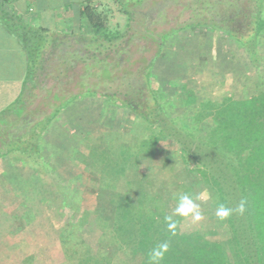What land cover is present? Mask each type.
Returning <instances> with one entry per match:
<instances>
[{
    "label": "trees",
    "instance_id": "1",
    "mask_svg": "<svg viewBox=\"0 0 264 264\" xmlns=\"http://www.w3.org/2000/svg\"><path fill=\"white\" fill-rule=\"evenodd\" d=\"M262 1L191 0L183 5L192 13L189 25L201 23L221 30L240 42L256 60V51L250 48L249 43L264 29V19L261 17ZM243 3L247 5L242 7ZM221 4L227 7L224 8ZM126 13L130 14L127 34L109 29L104 14L84 7L82 15L90 23L91 33L81 34L75 42L71 41V35H56L57 39L52 41L54 54L51 65L48 64L44 78L34 86L40 94H26L27 86L24 83L17 113L13 111L11 117H4V123L0 120L3 128L0 127V132H5V137L0 138L3 146L0 157L13 151L29 152L30 155L37 156L35 153L39 152L38 136L60 109L76 96H107L129 107L146 122L151 116L163 117L162 107L149 87L148 68L153 65V57L148 58L137 72L131 71L129 67H120V62L127 55V45H131L138 38L145 39L140 27H130L132 16L130 12ZM240 16L246 19L243 26L228 25ZM131 29L138 33L132 34ZM39 31L44 33L43 38L49 36L47 29L41 28ZM52 34L54 33H50L51 36ZM153 36L155 40L152 41L156 42V35ZM145 41L148 42V39ZM46 42L48 41L42 39L39 52L31 62L27 54L23 53L27 66L25 82L32 79L33 64L39 61ZM68 46L75 48L69 49ZM79 63L84 64V70L74 81L77 91L66 87L58 89L60 91L57 92V85L72 81ZM89 78L95 80L90 82ZM184 94L187 110L190 111L191 106H196L194 121L207 129L204 137H192V140L220 162L225 176H219L212 170L213 163L201 159L191 168L189 156L198 159L195 157L198 154H193L189 141L183 142L169 133L181 145L184 165L189 171L197 172L211 187L213 199L220 206L235 209L242 199L247 202L243 214L233 211L226 218L233 257L229 258L220 242L207 238L200 231L194 234L183 233L179 220L159 207L133 203L126 193L117 199L112 223L105 224L104 236L119 249L134 247L141 250L146 254L145 264H264V90L243 100L224 97L220 101H213L205 95L195 80L187 79L184 82ZM36 95L42 97L41 103L49 107L48 112L31 108V98ZM151 123L148 122V127ZM226 181H229L228 186ZM66 236L63 231L62 242H67ZM68 241L70 243L71 239ZM165 243L169 247L164 252L163 259L153 261L152 250ZM71 246L64 253L77 256L76 264H108L110 260L103 253L94 254L90 245L81 238H77Z\"/></svg>",
    "mask_w": 264,
    "mask_h": 264
},
{
    "label": "rangeland",
    "instance_id": "2",
    "mask_svg": "<svg viewBox=\"0 0 264 264\" xmlns=\"http://www.w3.org/2000/svg\"><path fill=\"white\" fill-rule=\"evenodd\" d=\"M189 1L191 0L115 1V7L109 8L111 12L110 17L114 19L112 30L125 33L130 17V14L128 13V17L126 12H130L132 16L130 27H140L139 30L143 32L142 35L145 37V39L138 38L131 45H127V48H125L127 55L120 62V67H129L131 71L137 72L138 68L143 63H146L148 58L153 57L152 62H155L154 60L164 44L170 49V36L176 31L183 30V27L191 26L189 25V19H191L192 13L190 9L185 8L186 6L183 5ZM262 2L261 9L263 8L264 0ZM245 3L241 4V6L245 7L247 5ZM220 6L227 7L224 4ZM120 8L127 15L126 23L119 21L117 18L118 14H121L117 11ZM3 12L5 16L8 15L7 11L3 10ZM3 21L4 23L6 22L11 30L18 34L21 43L19 44L20 56H22V49L24 48L30 62L36 58L42 39L48 41L40 54L39 61H34L36 63L32 67V79L25 82L28 89H26V94L28 92L30 95L35 92L40 94V91L38 89L36 90L37 87L34 86L44 78L48 64L51 65V58L54 54L52 41L57 39V36L52 34L54 37L50 35L41 38L40 36H43V33L38 28L26 26L22 22V19H14L13 17V22ZM245 21L246 19L240 16L236 21L228 25L233 27L242 24L243 26ZM199 25L212 28L201 23L193 26ZM151 32L156 35V42H153L155 39ZM131 33L137 34L138 32L135 29H131ZM146 39H148V42L145 41ZM166 40L168 43H165ZM249 45L251 49L256 51L255 57L257 58L256 61H258L257 66L254 68L250 65L251 69L249 71L252 72V77L246 74L251 80L244 79L245 82H248L246 86L249 88V92L247 93L251 94L255 88H258L256 82L260 83L259 88L264 86V61H261L259 58V55L261 57V53H264V37L259 38V35H257L251 39ZM68 48L74 49L75 46H68ZM246 56L248 60H250L249 57H252L250 54ZM24 60L26 63V57H24ZM168 65L166 64V66ZM83 66L84 64L80 63L77 65L76 73L72 77L73 82L57 85L55 90L58 92L60 91L58 89H66V87H69L71 91L74 90L76 92L77 87L74 86V81L81 75V72L84 70ZM243 67L245 66L243 65ZM173 69H170L172 74H177L181 70L180 67ZM151 71L155 72V75L158 74V82H160L162 79L160 77L162 69H157L153 66L148 68L149 74H151ZM187 79L195 80L192 78H186L185 80ZM94 80V78L88 79L90 82ZM185 80L179 86L172 85V87L171 85L163 86V84L160 85L158 83V87L159 85L165 88L167 87V89L162 88V91L165 93V99L167 100L165 106L162 108L163 117L165 116L164 120L162 116L157 115L149 117L146 122L129 107L114 101L115 104L130 109L135 114L136 119H139L141 123L143 122L146 125L144 135L147 137L148 143L154 137L155 133H158L160 130V134L158 133L155 142L157 153L155 150H152L154 153L152 155L153 153L151 154L148 149L142 153L140 169H144L143 178L139 180L138 173L134 170L136 172L134 173L136 178L132 179L131 188L126 192L115 189L113 192H109L106 189L105 192L101 191L95 194V190L98 191V189L92 188L88 184V187L84 188H68L66 189L68 190L66 193L64 192L65 188L56 187L55 173L44 170L41 161L42 158L39 155L23 154L21 156L19 155L18 158L16 156V158H12L9 155L8 157H4L2 154L0 157V264H76L75 258L77 256L73 257V254L71 255L72 257L66 255L64 250L71 248V245L75 243L77 238L83 239L90 245L94 254L98 255L99 253H103L109 258L108 264H145L147 260L146 254L141 250L134 247L119 249L115 245L110 244L107 236H104L105 224L112 223L116 201L123 193H126L135 204H146L150 207L163 209L169 216L179 220L180 229L183 233L194 234L200 231L207 238L220 242L229 258H232L233 249L229 242V226L226 218L221 219L217 216V210L221 207L219 202L214 201L211 187L201 179L200 175L195 171H189L187 169L181 158V145L168 135L172 133L176 139L191 143V151L194 155H199L195 156L198 159L189 156V165L191 168L195 167L198 164L197 161L201 159L202 161L213 163L212 170L218 173L219 176H225V172L221 171L220 162L208 154V150L203 146L192 140V137L196 139L204 137L207 129L206 126H199L194 121L196 106H191L190 111L186 108V96L184 94ZM155 85L156 83L153 80L150 83L149 75L150 90L154 92L157 98L158 95L155 92ZM198 85L201 88L200 84ZM167 90L171 91V94H166L168 93ZM202 91L204 92L203 89ZM204 93L209 98L206 92ZM98 96L102 98V95ZM103 97L109 98L107 96ZM31 100H33L31 108L46 112L49 111V107L41 103L42 97L40 95L32 97ZM180 102H182L181 105L183 107L180 106ZM167 103L175 107L169 108ZM13 109L15 112L16 107H13ZM0 120L3 122L5 119L1 116ZM149 121L152 123L148 127ZM0 127L2 128V126ZM140 127V132L144 131L142 126ZM3 137H5V132H0V138ZM2 149L3 146L0 142L1 152H3ZM164 150L167 152H163ZM174 152L177 153L176 160L178 168L176 169V165L174 164L172 168L173 172L170 173L167 169V163L170 158L169 154L173 156ZM35 154L38 153L36 152ZM100 156L102 159L104 158L101 152ZM136 156L133 155L131 160L138 162V157ZM126 158L128 159V157L124 159ZM11 163L18 165L15 166L19 170L17 179H11V174H13L9 172ZM132 164V167H139L138 163L135 164L132 162ZM116 165L118 164L116 163ZM64 174L68 175L69 173ZM20 176L23 177L24 181H21ZM11 180L15 183L18 182V184H12ZM225 184L228 186L229 181H226ZM184 195L189 196L193 203L199 206L198 210L201 213L200 220H195L194 213H189L187 216L177 213L176 209L180 203V197ZM63 231L67 235L66 237H68L67 239L65 238L67 242H62L61 240ZM68 239H71L70 243Z\"/></svg>",
    "mask_w": 264,
    "mask_h": 264
},
{
    "label": "crops",
    "instance_id": "3",
    "mask_svg": "<svg viewBox=\"0 0 264 264\" xmlns=\"http://www.w3.org/2000/svg\"><path fill=\"white\" fill-rule=\"evenodd\" d=\"M115 1L118 0H0V117H11L13 107L17 108L27 71L24 56L22 54V59L19 52V36L3 20L11 22L13 17L22 19L30 28L47 29L49 36L51 32L54 35L68 34L73 38L71 41L75 42L81 34H90L92 31L90 23L82 15L84 7L106 15V26L112 30L114 19L110 17L109 8L115 7ZM3 10L8 12V17ZM261 10L264 19V4ZM117 11L121 13L118 14V20L126 23L124 10L120 8ZM192 26L174 32L169 38L170 49L164 44L153 62L152 67L162 69L160 82L158 74L152 71L150 74V83L152 80L156 83L155 92L162 108L167 100L162 91L165 87L160 85L179 86L186 78L195 79L213 101H220L224 97L243 100L264 90V86L259 88L260 83L256 82L258 88L251 94L247 93L248 82L244 79L251 80L250 65L254 68L258 61L252 57L248 60L246 55L249 53L240 42L215 28ZM261 37H264V29L259 34ZM22 52L26 53L24 48ZM259 58L264 61L263 52ZM177 67H180V72L172 74L170 69ZM167 91L166 94L171 92ZM100 97L76 96L58 112L37 138L38 155L42 158L44 170L55 173L56 187L65 188L66 193L68 188H84L88 184L98 189L95 194L105 192L106 189L109 192L114 189L126 192L131 188L132 179L136 178L135 171L139 180L143 178L144 169H140L142 153L146 149L151 154L157 151L155 142L158 133L148 143L144 135L146 125L136 119L130 109L115 104L112 99ZM167 104L169 108L175 107ZM140 126L144 131L140 132ZM23 154L30 155L29 152L13 151L4 157L9 155L18 158ZM133 155H137L138 162L131 160ZM169 155L167 169L172 173L174 164L178 168L177 153ZM132 162L138 163L139 167H132ZM15 166L18 165L10 164L9 172L13 173L11 179L19 176ZM67 172L68 175L64 174ZM20 179L24 181L22 176Z\"/></svg>",
    "mask_w": 264,
    "mask_h": 264
},
{
    "label": "clouds",
    "instance_id": "4",
    "mask_svg": "<svg viewBox=\"0 0 264 264\" xmlns=\"http://www.w3.org/2000/svg\"><path fill=\"white\" fill-rule=\"evenodd\" d=\"M246 201L241 200L235 209L225 208L221 206L217 210V216L221 219L227 218L233 211L243 214L246 211ZM199 206L194 204L192 199L187 196L180 197V203L176 209L177 213L180 215L187 216L189 213H194L195 220L201 219V213L198 210ZM168 244L159 245L157 249H153L151 253V257L153 261H158L163 259L164 252L168 250Z\"/></svg>",
    "mask_w": 264,
    "mask_h": 264
}]
</instances>
